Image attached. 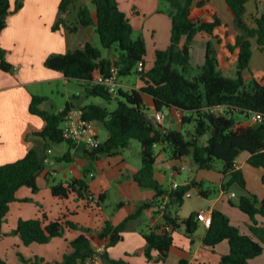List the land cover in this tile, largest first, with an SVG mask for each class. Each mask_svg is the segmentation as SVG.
Wrapping results in <instances>:
<instances>
[{
	"label": "trees",
	"instance_id": "trees-1",
	"mask_svg": "<svg viewBox=\"0 0 264 264\" xmlns=\"http://www.w3.org/2000/svg\"><path fill=\"white\" fill-rule=\"evenodd\" d=\"M24 0H16L15 10L23 6ZM95 7V17L87 5L78 7L76 25H67V20L61 17L69 11L76 0H61L59 4L60 17L54 29L67 26L71 31L79 26L94 25L103 48L110 49L115 44L119 46L116 59L112 60L102 54V49L87 42L83 47L69 50L65 53H54L45 60L46 66L62 72L66 78L85 82L87 97L98 96L107 101L119 97L117 107L110 110L107 106L88 103L81 108L86 118L100 121L108 131V137L99 147L87 149L90 163L102 156L116 155L120 149L126 148L132 139L141 144L140 169L134 179L144 188L155 190V204H163L161 212L164 223L152 227L142 234L147 242L145 255L153 260L152 250L158 252L155 262L166 260L173 244V233L184 228L185 234L191 238L200 227L198 212H192L187 217H181L173 212V207L180 208L187 193L197 188L199 193L209 197L211 189L204 187L203 181L195 179L177 186L164 187L155 178V164L158 157L156 146H161L162 152H167L170 158L181 161L191 156L201 169H215L218 160L223 162L222 173L229 176L227 183L221 189L226 191L232 183H237L246 189V178L236 161L241 152L248 153L247 162L264 170V122H252L254 113L264 114V72L257 73L251 68L253 56L252 40L264 50V13L248 18V3L250 0H224L228 11L233 17L235 26L241 33L233 36L229 26L222 20L218 12L211 6L210 0H167L170 4L171 38L165 49H157L154 65L146 69L147 46L142 36L133 37L134 27L121 9L117 0H91ZM10 0H0V68L6 72L14 70L13 64L7 59L6 50L1 44V34L7 25L11 13ZM206 34L211 39L196 51L199 74L188 77L193 68L194 40L198 34ZM213 39V40H212ZM215 44L221 47L225 61L236 58L237 71L234 77L227 76L218 68L219 60ZM143 60L145 69L138 71V62ZM112 67L118 68V77L137 72L143 84L140 88L125 90L120 87L117 95H112L103 84L94 83L95 72L108 75ZM143 94L153 98L157 110H176L182 113L181 125L193 123L194 129L190 138H186L180 129L168 128L158 122L148 112ZM73 98H80L74 95ZM46 97L32 94L30 112L42 117L45 126L36 134L46 141V147L51 143L67 142L72 149L75 142L65 139L63 120L66 111L75 107L70 99L65 107L52 112L40 108ZM209 135L205 143L201 139ZM57 157L58 160H69L71 150ZM45 167L44 156L38 148H30L26 154L13 162L0 165V236L3 234V223L10 211V203L16 200L17 191L27 186L33 192L39 190L37 179ZM264 186V174L262 176ZM52 194L56 197L76 195L86 199L87 205L95 200L99 206L106 198V193L98 195V199L90 191L87 175L83 178H73L67 182L53 183ZM92 196V200L90 198ZM27 200V199H25ZM232 204H234L231 201ZM122 205V202L119 203ZM153 204L145 202L119 224L106 221L102 229L97 231L99 238H109L108 247L123 239V233L132 219L138 218L145 209ZM237 205L249 215L252 223L249 225L252 234L243 233L234 225L229 216L220 209H213L212 220L204 237L207 246L214 247L223 240H228L230 251L223 255L218 264H252L251 260L264 252V225H260L257 215L264 217V196L247 193L240 196ZM171 226L167 230L166 226ZM84 231L71 241L73 250L65 254L60 262L51 263L35 257L32 264H85V261L95 253L92 240L86 233L90 228L66 220L64 216L49 220L48 215L28 219H19L15 233L20 236L25 245L34 242L47 243L55 236H63L66 228ZM86 232V233H85ZM107 255V252L102 254ZM23 260L28 261L22 256ZM30 261V260H29ZM114 264H124L121 260ZM0 264H9L0 257ZM180 264H188L184 259ZM198 264V263H189ZM205 264V263H199Z\"/></svg>",
	"mask_w": 264,
	"mask_h": 264
},
{
	"label": "crops",
	"instance_id": "crops-1",
	"mask_svg": "<svg viewBox=\"0 0 264 264\" xmlns=\"http://www.w3.org/2000/svg\"><path fill=\"white\" fill-rule=\"evenodd\" d=\"M60 1L61 0H24L23 6L20 9L15 10L16 0H10L12 12L8 16L7 25L2 31L1 44L2 47L6 50L7 59L13 64L14 70L12 72H6L0 68V165L8 162H13L22 158L30 148L35 147L41 150V154L44 156V160H45V167L42 170V172L39 174L37 183L39 181V178L43 177L45 181L48 183V186L51 187L53 183L67 182L73 178H83L85 175H87V181L90 187V191L94 194L96 199H98L99 194L106 193L105 200L101 202L99 206L95 205V200L90 202L91 204L90 206H88L86 199L78 198L74 194L65 198L59 197L61 199H69L73 197L79 202L82 201L81 203L84 205V208L87 209L91 208L92 212H94L96 216L95 218L91 217L89 223L87 222L81 223L75 221L72 215L76 216V214L78 213L77 211L71 210V208L69 207L66 212H61V214L55 218H50V216L47 214L49 220H53L61 216H64L66 220H70L78 224L79 226L90 228L91 232L89 233L85 232V233L87 236L91 238L92 246L94 247V249H97L100 246H104L105 247L104 252H107L106 256L102 255L101 264H114V262H112L114 260H121L124 262V264H180V261L182 259L186 260L188 264L189 263L218 264L222 256L230 251V244L228 240H223L214 247L205 245L204 237L207 233L208 227L202 221L200 222V227L198 228V230L196 231L193 237V242L191 238H189L185 234L184 228L179 229V231H181L183 234L176 232L178 230L174 231L173 233L174 241L165 261L160 263L155 262V258L158 255V252L156 250H152V255L154 256L153 260H149L146 257L145 249L147 247V242L142 232L152 227L162 225L164 223V217L161 212H158L157 205L155 204V190L140 186V184L134 179V175L140 169L141 164L139 166L131 165L132 169L130 175L120 180L121 181L120 183H123V181L126 179V182L128 183L130 190L128 203L132 204L134 211L141 204L145 202H149L153 205L145 209L138 218L132 219L129 222L126 230L123 233L122 240H120L115 245L108 247L109 238H103V239L99 238L97 235V231L103 228L107 220H109L113 224H119L121 221H123L128 215L132 214L133 212L119 216V214L116 215L113 213L108 214L103 210V204L108 197V192L102 186L103 181L100 182L99 184L96 183L97 176L95 175L94 172L91 171V168L94 166L90 163V159L87 157L86 151L88 148L84 144L75 143V146L72 149H70V146L67 142H66L67 143L66 147L65 146L63 147L64 142L51 143L48 145V147H46V141L36 134L38 131H41L44 128L46 123L42 117L30 112V102L32 99V94L44 96L46 97V100H48L50 99V95H54L56 92L55 84L60 83L61 81L64 82L65 80H68V78H66V76L62 72L55 69H51L48 66H46L45 60L51 54L65 53L69 50H75L77 48H81L87 42H92L93 30L96 31V27L94 25L79 26L75 31L69 30L67 26L66 28L61 27L58 30H55L54 26L60 17V13H59ZM90 1L91 0H76L75 4L72 5V7H74V10L76 11L75 16L74 15L72 16L74 17V20L69 19L70 18V15H68L69 11L63 14V16H61L67 20L66 23L68 26L76 25L78 7L81 5L89 6V8L92 11V15L95 17V7L92 8L88 4V2ZM117 1L121 9L130 18L134 29L136 28L140 29L145 27L142 23V19H143L141 18L142 15H144L145 13L148 14L151 13L150 15H152L153 13H155V11H158V0H117ZM255 1L256 3L254 7H249V3H248V18L250 19V21L253 20V17L264 13L259 8L257 0ZM211 6L220 15V12L216 9V7L213 5ZM227 19H228L227 23L229 25L228 22L230 19L229 16ZM171 27H172V23H171ZM239 33L241 32L237 31L236 34L232 33V35L236 36ZM155 34H156L155 35L156 39H154L153 41V46L148 47L146 43L147 46L146 69H149L154 65L156 50L165 49L170 44L171 35L169 40H163L162 42H159V40H157L158 32H155ZM197 39H200L198 42L203 44L206 41L210 40L211 38L206 34L200 33L196 36L194 43H196ZM253 44H256L258 50L264 52V50H261L258 47L255 40H252V45ZM254 54L255 52L253 50L251 64L253 62ZM103 56L109 57L112 60H114L117 58L118 53L113 54L110 52L109 56H106L104 54ZM232 61H236V58L231 59L230 61H228V63L229 62L231 63ZM235 71H237V65L235 66ZM254 71H256L259 74H262L264 72V70L263 71L254 70ZM98 74L99 71H96L95 76H97ZM119 83H120V87H122L125 90L132 88L138 89L143 84L139 75L137 81L134 82L133 84H131L130 82H122V81ZM116 97L117 96L114 97L113 99L114 101H117ZM143 97H144V102L148 107L149 114L153 116L154 113L153 111L150 110V106L154 104L153 98L148 94H143ZM68 100H70V97L66 100V102ZM84 105L75 104V107H82ZM64 107L65 106H62L60 110H62ZM40 108L44 110H48V108L45 106V102H43L40 105ZM48 111H52V110H48ZM164 112L170 114L172 113L174 117L173 118L174 121L172 120L170 122V126H166V125L164 126L168 128H174L173 125L175 124L176 121L175 119L178 116H181L182 113L174 109L172 110L165 109L163 113ZM160 123L162 124V122ZM55 144L62 146V149H60V151L62 152L61 154H59L58 156L56 155L53 158L52 154L55 151V147H54ZM69 149L72 152V156L67 157L69 160L65 159V161L71 163V165L68 166L70 177L65 180L61 179L57 181L56 177L58 174H60L62 169V165H61L62 160H58L57 157L64 155ZM156 152L158 153V157L155 164L154 175L155 178L159 181V183L162 184L164 187H166L164 185V181L167 176V171L164 172L162 171V163L164 162L165 159L167 160V158H165L164 153L161 151V146H156ZM102 157L105 159V161L108 163L110 167L116 164L120 165L125 161L123 156L119 154V152L116 155L102 156ZM102 157L97 161L101 160ZM247 159H248V153L246 154L245 161L242 162H238V160L236 161L237 168L242 169L244 164L248 163ZM57 162L59 164L58 165L59 168H56L55 166ZM170 163H171V168L169 169L168 174L174 178L181 172V170L185 169L182 168V166H184L183 164H181L182 162L177 163L176 160L170 158ZM205 170H210V169H205ZM208 174L209 173H206V176H210ZM263 174L261 175V177L263 176ZM90 176L92 177V181L88 179ZM192 179H195L197 181H204V176L200 175L196 178L190 176L189 180H187L185 183L189 182ZM229 179H230L229 176H226L225 174L222 173V171H220V175L217 181L219 182L221 187L222 184L227 183ZM177 182L173 181V185L174 183ZM168 187L171 188L172 185ZM22 188H24V186L21 187L16 193V200H20L21 202L24 200V197H26L23 195H27L20 193V191L23 190ZM24 190L25 193L29 192V189H24ZM244 190L247 193L249 192L253 193L248 186L247 179H246V189ZM225 192L226 191L221 189L219 195H216L215 197L211 196L208 198L206 208L193 209L192 212L199 213L200 211L205 210L209 214H211L213 209L215 208L220 209L229 216L231 222L234 225L238 226L243 233L252 234L249 228V225L252 223L249 215L244 213L239 207L233 205L231 203V199H232L231 194L226 195ZM235 196H237L236 193ZM11 203H10V209H11ZM125 205L126 203L122 201V205H120V207H124ZM178 211L179 208L173 207V212L177 213L181 217H184L181 214H179ZM145 214L148 218V222L145 224V229L142 228L140 229L138 223ZM35 217L38 216H27L26 214H21L14 221V224L17 227L19 219H28ZM256 219L258 220L260 225H264V220L261 215H257ZM201 226H203L202 229ZM3 232L5 234L7 233L4 230ZM83 232L84 231H82L81 229H73L67 227L63 236H55L49 242H47L49 244L50 242H52V240L56 238H62L63 240L62 245H59L56 248V250L54 251L50 250V252L47 253H44L43 247L37 245V244H47V243L34 242L29 245H25L22 239L20 238V236L17 234L18 237L14 238V243H16V247H17L15 249V255L10 250L12 244L6 243V250L5 252H0V257L5 259L9 264H32L31 261L34 260L35 257L42 258L45 261L51 263L60 262L63 260L65 254H68L73 250L70 244L71 241ZM53 242H57V241H53ZM22 246H25L27 249L22 248ZM263 255L264 252L260 256H257L254 259H252L251 263L264 264V259L260 258ZM22 256L28 261L23 260Z\"/></svg>",
	"mask_w": 264,
	"mask_h": 264
},
{
	"label": "rangeland",
	"instance_id": "rangeland-1",
	"mask_svg": "<svg viewBox=\"0 0 264 264\" xmlns=\"http://www.w3.org/2000/svg\"><path fill=\"white\" fill-rule=\"evenodd\" d=\"M87 2V1H86ZM259 8L264 12V0H257ZM211 5L215 6L216 9L220 12V15L222 16V20L228 25L227 18L229 16V28L232 31L233 34H236L238 30L235 26L234 21L232 20L231 13L227 10V6L224 0H210ZM256 1L250 0L249 1V7H254ZM88 4L94 8L93 3L90 1ZM170 4L167 0H158V11H155L152 15L145 13L141 16L142 23L145 27L143 28H136L134 29L133 37L137 38L139 36H142L148 47L153 46V41L156 39L155 32H158V39L159 42H162L163 40H169L171 35V17H170ZM62 13L61 16H63ZM76 11L74 10V7H70V10L68 12V15H70L71 20H74L73 15L75 16ZM228 15V16H226ZM137 20V19H136ZM156 30V31H155ZM200 39H197L196 43H194L195 49H194V55L196 51H198V48L201 46V43L198 42ZM92 43L99 48L102 49L103 54L106 56H109V53H119V46L118 44H115L111 49H105L102 47L100 38L98 33L93 30V40ZM216 50H217V56L219 60L218 68L222 71L223 74H226L228 76L234 77L236 75L235 66L237 65L236 61H232L231 63L228 61H225L224 54L221 50V47L215 44ZM253 50L255 52L253 62L251 64V67L253 70L263 71L264 70V52L257 49L256 44H253ZM196 55L192 59L193 68L190 69V72L187 74L188 77L192 78L193 76L199 74L200 69L197 65V59ZM138 79L137 72H133L129 75H121L118 78L119 82H130L133 84ZM66 85V86H65ZM56 92L54 95H50V99L44 101L45 106L48 108V110H52L55 112H58L62 106H65L66 100L70 97V99L75 104H88V103H97L101 104L103 106H107L110 110H114L117 107V102L107 101L101 97L98 96H91L87 97L85 94V82L76 80V79H68L64 82L61 81L60 83L55 84ZM58 90V91H57ZM81 98L75 99L73 98L74 95H79ZM165 110V109H164ZM163 110V111H164ZM172 113H165L164 112V120L162 121L163 125L170 126V122L173 119ZM175 124L173 125L174 128L180 129L184 132L186 138H190L191 134L194 129L193 123H186L183 126L181 125V116H178L175 119ZM96 127L98 129L100 138L102 141H104L107 138L108 131L105 128L104 124L100 121H96ZM208 134L203 136L201 139V143H205ZM67 143L64 142L63 147H66ZM55 151L52 154V157L58 156L61 154L62 146L54 145ZM141 144L138 140L132 139L130 141V144L124 148L120 149L119 154H121L124 158V162L120 165L116 164L113 166H109L108 163L105 161V159L102 157L99 161H94L93 166L91 168V171L95 173L97 176L96 183L99 184L102 182L103 188L108 192V197L106 201L103 204V210L108 214H119L125 215L127 213L134 212V208L132 204L128 203V197H129V185L126 182V179L123 181V183H120L124 177L126 178L131 173V165H140L142 164L141 160ZM165 158L164 162L162 163V171H167V176L164 181V185L166 187L172 185L174 182H180L185 183L187 180H189L190 176L193 178H196L200 175L204 176V187L206 189H211L212 193L209 197L220 194L221 187L217 179L219 178L220 171L223 167V162L218 160L216 162V168L212 170H205L201 169L197 166V164L193 161L191 156H186L184 159L178 162H182L185 166V169L181 170V172L174 178L168 174L169 169L171 168L170 163V155L167 152H163ZM246 151H243L238 156L237 160L238 162L245 161L246 158ZM58 162L55 165L56 168H59ZM62 169L60 174L57 175L56 180H65L70 177V173L68 171V166L71 165L68 161L62 160L61 162ZM242 170L245 174V177L248 181V186L252 190V194L257 195L259 198H262L264 196V187L261 181V175L264 173L262 168L254 167L248 163H245L242 167ZM206 173H209L206 176ZM92 181V177L90 176L88 178ZM39 190L36 192H33L31 188H28L27 186H24L22 188L23 190L20 191L21 194H27L23 195L24 200L21 202L20 200H16L15 202L11 203V209L10 212L5 219L3 223V230L7 233L5 234L3 232V235L0 236V252H5L6 250V243H11L10 250L15 255V249L16 243H14V238L18 237L15 233L16 225L14 224V221L21 215L26 214L27 216H42L43 213H46L50 216V218L58 217L61 212H66L68 207L71 208V210L77 211L78 214L76 216L72 215L74 220L77 222H90L91 217L95 218V213L92 212L91 208L88 210L87 208H84V205L81 203L82 201H77L75 198H69V199H61L59 197H55L52 194L51 187L48 186V183L45 181L43 177L39 178L38 181ZM24 189H29V192L25 193ZM232 192H235L237 196H233L231 201L234 204H237L239 201L240 196L244 195L245 190L240 187L237 183H232L226 190V195H230ZM209 197H205L201 195L197 188H192L187 193L185 197V201L183 205L179 208V214H181L184 217H187L191 214L193 209L198 208H206L207 206V200ZM27 199V200H25ZM125 202L126 205L124 207H120V202ZM231 204V203H230ZM233 204V205H234ZM237 206V205H235ZM238 207V206H237ZM263 217V216H262ZM264 220V217H263ZM148 222V218L145 215H143L142 219L138 223L140 226V229H145V224ZM203 226H201L202 229ZM178 233H182L181 231H176ZM183 234V233H182ZM19 239V238H17ZM57 241V242H53ZM62 238H56L52 240L49 244H37L40 245V247H43L44 253L50 252V250H56V248L59 245H62ZM36 245V244H33ZM22 248L27 249L25 246H22ZM263 256H261V259H264Z\"/></svg>",
	"mask_w": 264,
	"mask_h": 264
},
{
	"label": "built area",
	"instance_id": "built-area-1",
	"mask_svg": "<svg viewBox=\"0 0 264 264\" xmlns=\"http://www.w3.org/2000/svg\"><path fill=\"white\" fill-rule=\"evenodd\" d=\"M137 69L138 71H143L145 69V63L143 60L138 62ZM118 78V68L112 67L111 73L108 75L99 73L95 77L94 83L105 85L109 92L115 96L118 94L120 89ZM150 110L154 113L152 116L154 121L162 122L164 120L163 111L157 110L155 104L150 106ZM251 121L264 122V114L254 113L251 117ZM63 134L65 139L72 140L78 144H84L88 149L97 148L102 142L99 138L95 121L86 118L81 107H71L66 111L63 120ZM182 168H185V166H182ZM177 185V183H174L175 187ZM231 196H235V193H231ZM90 198L92 200V196H90ZM157 209L161 211L163 209V204H160ZM197 217L207 227L210 225L212 220V214H209L205 210L200 211ZM165 228L170 230L171 226L167 225ZM104 251V246H100L95 249V253L85 261V264H101L102 254Z\"/></svg>",
	"mask_w": 264,
	"mask_h": 264
},
{
	"label": "water",
	"instance_id": "water-1",
	"mask_svg": "<svg viewBox=\"0 0 264 264\" xmlns=\"http://www.w3.org/2000/svg\"><path fill=\"white\" fill-rule=\"evenodd\" d=\"M119 97H116V100H118ZM155 124H158V122L154 121Z\"/></svg>",
	"mask_w": 264,
	"mask_h": 264
}]
</instances>
